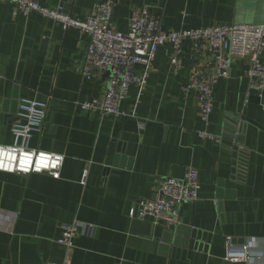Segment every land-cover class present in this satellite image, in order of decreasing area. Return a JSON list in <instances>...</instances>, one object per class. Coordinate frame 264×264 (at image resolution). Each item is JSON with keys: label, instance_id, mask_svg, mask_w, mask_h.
Masks as SVG:
<instances>
[{"label": "crops", "instance_id": "crops-1", "mask_svg": "<svg viewBox=\"0 0 264 264\" xmlns=\"http://www.w3.org/2000/svg\"><path fill=\"white\" fill-rule=\"evenodd\" d=\"M37 1L84 19L105 0ZM113 1L120 32L144 7L165 32L264 24V0ZM88 42L77 29L0 3V146L12 143L21 99L46 101L29 147L64 156L59 179L0 172V264H264V97H246L247 60H234L229 77L213 86L205 125L185 86L212 74V53L183 42L175 69L171 46L159 47L138 104L135 86L121 103L137 118L114 119L78 107L107 86L105 74L81 76ZM189 168L197 169L200 190L197 201L181 205L178 226L128 217L164 179H181ZM75 222L92 230H79L69 249L58 245V227ZM228 238L249 241L261 260L224 261Z\"/></svg>", "mask_w": 264, "mask_h": 264}, {"label": "built area", "instance_id": "built-area-1", "mask_svg": "<svg viewBox=\"0 0 264 264\" xmlns=\"http://www.w3.org/2000/svg\"><path fill=\"white\" fill-rule=\"evenodd\" d=\"M9 4L13 12L27 16L36 13L46 19L59 23L63 30L74 28L88 36L84 61L81 68L83 80L89 81L97 75H107L106 92L102 97L78 103L83 112L98 113L101 116L137 118L135 109L126 111L121 108L129 89H137V102L145 90L156 51L169 44L172 49L170 64L180 69L181 45L192 42L195 46L212 53L214 65L211 75L192 78L185 86L186 91L196 95L201 121L207 125L213 110V86L219 79H227L231 63L244 59L248 62L245 72L247 78L246 97L255 93L264 97V24L220 25L203 29L165 32L160 22L147 7L131 13L128 30L120 32L112 26L115 3L105 0L96 4L84 19L68 16L63 7L50 9L40 5L37 0H0ZM47 113V102L21 99L18 103L17 120L10 126L12 143L0 146V172L6 174L29 175L47 174L59 179L64 156L60 154L33 150L30 139L40 133ZM214 143L220 138L202 134ZM240 150H242L240 148ZM200 190L199 173L189 168L181 179L166 178L159 185L153 197L139 200L128 211L130 219L149 221L157 225L178 226L180 207L194 203ZM58 245L69 249L79 230H92L89 225L75 222L59 227ZM249 241L237 242L227 239L223 260L229 263H249L254 255Z\"/></svg>", "mask_w": 264, "mask_h": 264}]
</instances>
